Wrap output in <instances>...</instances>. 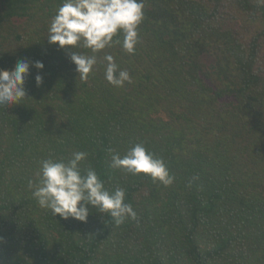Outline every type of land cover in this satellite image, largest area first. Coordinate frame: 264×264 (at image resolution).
<instances>
[{"label": "trees", "instance_id": "1", "mask_svg": "<svg viewBox=\"0 0 264 264\" xmlns=\"http://www.w3.org/2000/svg\"><path fill=\"white\" fill-rule=\"evenodd\" d=\"M61 3L0 0V70L30 66L25 100L0 105V264H264V5L144 0L135 54L107 48L81 81L71 50L47 40ZM105 54L131 84L106 81ZM137 142L171 186L108 167L110 148ZM77 151L106 189H126L135 220L39 206L28 188L39 162Z\"/></svg>", "mask_w": 264, "mask_h": 264}, {"label": "clouds", "instance_id": "2", "mask_svg": "<svg viewBox=\"0 0 264 264\" xmlns=\"http://www.w3.org/2000/svg\"><path fill=\"white\" fill-rule=\"evenodd\" d=\"M264 5V0H258ZM144 20V0H62L47 30L50 45L71 50L70 60L81 81H86L97 65V55L107 48L120 46L128 55L135 54L139 43V26ZM90 50L91 55L76 49ZM104 75L116 88L131 84L130 73L121 69L111 54H105ZM43 70V63L33 65ZM29 63L17 62L12 72L0 70V105L21 104L25 100L24 78L29 74ZM36 86L42 77H35ZM110 169H122L133 176L144 175L153 183L171 186L175 177L170 174L162 158L149 151L144 143L137 142L121 155L109 149ZM88 153L73 152L69 158H46L39 162L37 180H29L28 188L42 209L63 220L72 218L86 222L93 209L110 215L118 227L127 219H136L132 205L125 203L126 189L117 186L109 191L92 167L81 168ZM193 180L196 177L192 178ZM191 181L189 182V186Z\"/></svg>", "mask_w": 264, "mask_h": 264}]
</instances>
